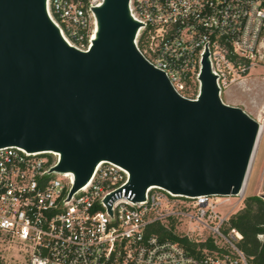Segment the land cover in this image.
Masks as SVG:
<instances>
[{"label":"water","instance_id":"obj_1","mask_svg":"<svg viewBox=\"0 0 264 264\" xmlns=\"http://www.w3.org/2000/svg\"><path fill=\"white\" fill-rule=\"evenodd\" d=\"M129 1L95 7V37L80 50L47 0H0V148L57 152L53 170L74 176L70 196L101 161L129 171L135 201L154 185L193 197L240 193L260 120L222 100L207 51L198 97L179 94L138 50Z\"/></svg>","mask_w":264,"mask_h":264},{"label":"built area","instance_id":"obj_2","mask_svg":"<svg viewBox=\"0 0 264 264\" xmlns=\"http://www.w3.org/2000/svg\"><path fill=\"white\" fill-rule=\"evenodd\" d=\"M103 1L47 0V11L70 46L88 50ZM129 7L141 23L138 50L184 97L200 93L206 51L223 101L264 68V0H130ZM58 162L52 150L0 148V236L22 244L25 264H261L230 223L246 192L193 197L154 185L135 201L129 171L101 161L70 196L74 176L53 170ZM160 226L190 244L162 238Z\"/></svg>","mask_w":264,"mask_h":264},{"label":"rangeland","instance_id":"obj_3","mask_svg":"<svg viewBox=\"0 0 264 264\" xmlns=\"http://www.w3.org/2000/svg\"><path fill=\"white\" fill-rule=\"evenodd\" d=\"M222 97L225 102L243 108L252 117L259 119L261 124H264V68L256 67L250 77L238 85H233L229 92H224ZM253 158L245 186V199L251 195L260 196L264 193V131L258 140ZM230 207L226 204L220 209L226 211ZM26 258L22 244L0 236V262L2 264H25Z\"/></svg>","mask_w":264,"mask_h":264},{"label":"trees","instance_id":"obj_4","mask_svg":"<svg viewBox=\"0 0 264 264\" xmlns=\"http://www.w3.org/2000/svg\"><path fill=\"white\" fill-rule=\"evenodd\" d=\"M230 223L243 235L239 243L240 247L246 254L254 256L256 261L264 264V240L258 236L264 233V199L258 195L247 197L244 207L232 216ZM157 230L161 232L162 238L168 237L185 245L190 244L187 238L180 237L163 226L158 227Z\"/></svg>","mask_w":264,"mask_h":264},{"label":"bare ground","instance_id":"obj_5","mask_svg":"<svg viewBox=\"0 0 264 264\" xmlns=\"http://www.w3.org/2000/svg\"><path fill=\"white\" fill-rule=\"evenodd\" d=\"M263 131H264V124H261V129H260L259 138L261 137ZM258 140H259V139H258ZM257 143H258V141H257ZM256 147H257V144H256ZM256 147H255V150H256ZM255 150H254V153H255ZM253 156H254V154H253ZM253 156H252V159H251V162H250V166H249V169H248V173H247V176H246V180H245V183H244V187H243V189H242V191H241L242 193H243V192H246V190H245V186H246V182H247L248 174H249V171H250L251 163H252V160L254 159ZM242 193H241V194H242Z\"/></svg>","mask_w":264,"mask_h":264},{"label":"crops","instance_id":"obj_6","mask_svg":"<svg viewBox=\"0 0 264 264\" xmlns=\"http://www.w3.org/2000/svg\"><path fill=\"white\" fill-rule=\"evenodd\" d=\"M250 76H251V74H250L249 76H247L246 78H248V77H250ZM246 78H245V79H246Z\"/></svg>","mask_w":264,"mask_h":264}]
</instances>
